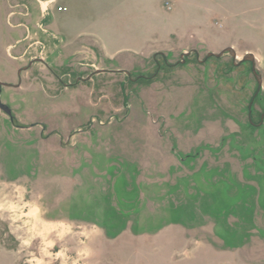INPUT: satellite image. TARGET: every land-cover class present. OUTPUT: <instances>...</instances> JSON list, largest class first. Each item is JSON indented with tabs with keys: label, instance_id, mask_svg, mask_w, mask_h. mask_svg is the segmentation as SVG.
Here are the masks:
<instances>
[{
	"label": "rangeland",
	"instance_id": "rangeland-1",
	"mask_svg": "<svg viewBox=\"0 0 264 264\" xmlns=\"http://www.w3.org/2000/svg\"><path fill=\"white\" fill-rule=\"evenodd\" d=\"M0 82V264H264V0H0Z\"/></svg>",
	"mask_w": 264,
	"mask_h": 264
},
{
	"label": "water",
	"instance_id": "water-1",
	"mask_svg": "<svg viewBox=\"0 0 264 264\" xmlns=\"http://www.w3.org/2000/svg\"><path fill=\"white\" fill-rule=\"evenodd\" d=\"M225 52L230 53V55H231L234 59L236 58V54H235V52H234L231 48H227V49L221 51V52H220L219 54H217V55L208 54L207 57H211V56L220 57V56H222ZM188 54H189V53H188ZM188 54H187V53L182 54V55H181V58H183L184 55H188ZM242 60H243L244 62H245V61H248V62L251 63V65H252V73L254 74V76H255L256 79H257V85H258V89H259V88H260V79H259V75H258V73L255 71V68H254V58H253V56H252L251 54H247V55H245V56L243 57ZM31 64H32V63H29L28 67H29ZM24 70H25V69H24ZM97 72H99V71H97ZM11 86H12V85L5 84V83H1V82H0V92H1V89H2L3 87H11ZM17 86H18V85H16V86H12V87H17ZM0 111H1L2 113H4L6 116H8V117L12 120L10 109H9L7 106L3 105L1 102H0Z\"/></svg>",
	"mask_w": 264,
	"mask_h": 264
},
{
	"label": "flooded vegetation",
	"instance_id": "flooded-vegetation-1",
	"mask_svg": "<svg viewBox=\"0 0 264 264\" xmlns=\"http://www.w3.org/2000/svg\"><path fill=\"white\" fill-rule=\"evenodd\" d=\"M18 78H19V74H18ZM12 86H14V85H12ZM12 86H11V87H12ZM261 118H262V117H261Z\"/></svg>",
	"mask_w": 264,
	"mask_h": 264
}]
</instances>
